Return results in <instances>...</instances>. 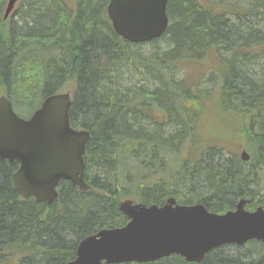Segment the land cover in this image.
<instances>
[{"label": "trees", "instance_id": "obj_1", "mask_svg": "<svg viewBox=\"0 0 264 264\" xmlns=\"http://www.w3.org/2000/svg\"><path fill=\"white\" fill-rule=\"evenodd\" d=\"M108 1L26 0L15 22L4 20L0 7V92L26 117L44 97L72 86L71 122L91 134L84 156L91 188L64 181L52 203L22 198L12 179L18 163L0 159V264L16 253L17 264L75 259L82 239L129 220L119 208L125 197L162 205L172 196L218 213L242 198L251 210L264 205V66L254 68L264 60V0H168L170 25L160 39L173 45L164 55L139 53L118 36ZM246 45L261 47L245 51ZM212 50L218 78L195 86L175 79L172 69ZM128 68L139 75L134 84L125 83ZM211 98L215 111L240 120L249 161L227 156L218 140L209 143L213 136L200 137L196 117ZM221 124L209 122V133ZM121 264H264V242L222 245L200 263L172 254Z\"/></svg>", "mask_w": 264, "mask_h": 264}, {"label": "water", "instance_id": "obj_2", "mask_svg": "<svg viewBox=\"0 0 264 264\" xmlns=\"http://www.w3.org/2000/svg\"><path fill=\"white\" fill-rule=\"evenodd\" d=\"M16 0H9L7 14ZM168 0H109L108 16L115 32L131 43L163 36L169 25ZM70 93L45 98L28 118L20 117L11 101L0 96V159L20 166L13 174L15 188L25 199L52 203L58 198L57 185L69 179L81 189L84 154L90 132L72 127ZM241 158L249 160L246 150ZM241 199L234 210L209 211L205 204L177 203L174 197L163 206L134 203L126 199L120 210L131 218L122 227L102 228L80 241L77 256L65 264H121L152 262L179 254L189 262H202L206 253L224 244H245L251 239L264 242V206L247 210Z\"/></svg>", "mask_w": 264, "mask_h": 264}, {"label": "rangeland", "instance_id": "obj_3", "mask_svg": "<svg viewBox=\"0 0 264 264\" xmlns=\"http://www.w3.org/2000/svg\"><path fill=\"white\" fill-rule=\"evenodd\" d=\"M5 0H0V7L2 9L4 5ZM202 4H209L207 0H201ZM237 3L236 1L232 3ZM246 15V14H245ZM12 21H16V16L13 17ZM149 42L139 43L136 46H134V49L138 51L139 53H143L144 55H150L151 53L157 51L160 55H164V53L171 51L172 45L169 41L168 37L164 39H160L156 45ZM261 45H246L244 47L245 51H253L260 49ZM221 53H224V50H220ZM217 52L215 50H212L209 55H201L199 56V60L201 61H194L192 59H188L185 61L184 66H179L177 68H174L171 70V73H174L176 80H183L185 78V85L187 82L191 83L192 86L196 85V80L198 79V84H202L204 80L210 79L211 76L218 78V73L216 70H214V66H218L220 59L217 57ZM185 56H191V55H185ZM264 60L258 59L257 64L254 66V68L258 71L261 69V64L264 66ZM261 63V64H260ZM128 76L125 78V83H136L139 79V75L137 74V71H135L133 68H128ZM137 74V75H136ZM199 77V78H198ZM187 79V80H186ZM209 81V80H208ZM211 82V81H209ZM174 99V96L172 95V100ZM205 113H200L198 111V115L196 117V120H198V126L200 131V137L203 138L204 141H208L209 138L213 136V138L210 140L209 143L213 142L214 140H218L217 146L224 148L227 151V156H229L231 153L236 152L240 156V152L242 148L245 146L243 138L239 135V128H242V125L240 123V120L237 116H226L223 112L215 111V99H205L202 103ZM158 106H151V109L156 113L160 112V109L157 108ZM202 108V109H203ZM16 111L19 113L27 114V110L22 109L20 106L15 107ZM195 113V111H193ZM166 115V120H169V114ZM164 116V114H163ZM212 123V127L216 126V123H222L220 128H217L215 130H211L209 133L208 123ZM173 125L167 123L166 129L172 130ZM197 129V128H196ZM170 130V131H171ZM198 131V130H197ZM197 131L194 130L191 133V136L187 138V143L190 144L193 142V136L196 135L197 137ZM212 132V135H210ZM199 135V132H198ZM206 139V140H205ZM196 140V139H195ZM202 144H199V147H201ZM182 146V144H181ZM230 153V154H229ZM185 155V154H183ZM19 255L16 253L13 256L10 257L8 262L9 264H17Z\"/></svg>", "mask_w": 264, "mask_h": 264}, {"label": "bare ground", "instance_id": "obj_4", "mask_svg": "<svg viewBox=\"0 0 264 264\" xmlns=\"http://www.w3.org/2000/svg\"><path fill=\"white\" fill-rule=\"evenodd\" d=\"M159 205V204H158ZM106 228V227H105Z\"/></svg>", "mask_w": 264, "mask_h": 264}]
</instances>
